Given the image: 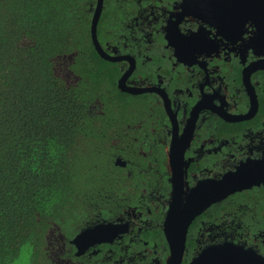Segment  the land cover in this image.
I'll list each match as a JSON object with an SVG mask.
<instances>
[{"label": "flooded vegetation", "instance_id": "af4514ba", "mask_svg": "<svg viewBox=\"0 0 264 264\" xmlns=\"http://www.w3.org/2000/svg\"><path fill=\"white\" fill-rule=\"evenodd\" d=\"M102 11L96 37L112 57L105 60L119 71L118 91L139 100L145 118L109 133L116 146L146 149L148 184L136 199L116 196L87 210L76 234L102 222L119 232L78 254L75 234L68 264H166L171 141L186 142L184 192L235 173L246 180L192 219L180 264L225 242L264 257V0H102ZM114 157L129 175L138 164Z\"/></svg>", "mask_w": 264, "mask_h": 264}, {"label": "trees", "instance_id": "16d2710c", "mask_svg": "<svg viewBox=\"0 0 264 264\" xmlns=\"http://www.w3.org/2000/svg\"><path fill=\"white\" fill-rule=\"evenodd\" d=\"M92 2L0 0V264L72 262L87 210L148 184L146 149L109 133L145 118L91 42Z\"/></svg>", "mask_w": 264, "mask_h": 264}, {"label": "water", "instance_id": "95a60500", "mask_svg": "<svg viewBox=\"0 0 264 264\" xmlns=\"http://www.w3.org/2000/svg\"><path fill=\"white\" fill-rule=\"evenodd\" d=\"M240 1L242 2L243 0ZM183 2L187 3L188 0H183ZM101 8L102 0H95V3L89 8L91 12L90 38L94 48L102 58L112 59V57L103 52L96 37L97 21L101 13ZM185 144L186 142L182 146H179L177 142L171 141L167 150L171 193L169 204L165 209L166 214L164 215L162 225L170 250L166 264H180L187 227L200 211L228 193L240 190L246 186V180L235 173L228 179L215 181L209 185L203 184L201 187L198 185L193 186L188 192H184L182 174L186 166V161L183 160ZM116 163L124 164V161L117 158ZM118 226V224L102 222L84 227L70 240V243L76 247L77 254L82 253L91 245L101 241H110L119 232ZM262 263H264V257L254 252L251 248L225 242L203 248L187 264Z\"/></svg>", "mask_w": 264, "mask_h": 264}, {"label": "rangeland", "instance_id": "374dc122", "mask_svg": "<svg viewBox=\"0 0 264 264\" xmlns=\"http://www.w3.org/2000/svg\"><path fill=\"white\" fill-rule=\"evenodd\" d=\"M22 262H23V260H21L20 262H18V263H15V264H22Z\"/></svg>", "mask_w": 264, "mask_h": 264}]
</instances>
